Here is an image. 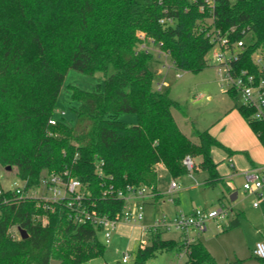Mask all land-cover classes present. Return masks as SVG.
Here are the masks:
<instances>
[{
  "label": "trees",
  "instance_id": "obj_1",
  "mask_svg": "<svg viewBox=\"0 0 264 264\" xmlns=\"http://www.w3.org/2000/svg\"><path fill=\"white\" fill-rule=\"evenodd\" d=\"M215 31L230 43L243 40L235 69L257 73L264 0H0V165L15 167L26 182L21 192L0 183V264H80L104 251L98 228L76 221L66 201L45 206L26 195L44 172L81 180L88 192L82 204L111 218L124 205L119 190L143 186L151 194L144 203L152 202L160 195L157 168L175 180L188 171V156L199 157L205 183L230 189L211 155L218 140L208 129L182 131L173 110L186 118L185 108L155 84L158 53L150 48L169 55L177 69L197 72L208 65ZM68 68L104 73L103 91L71 86L80 103L74 126L64 114L54 116ZM239 109L264 144V122ZM121 112L135 113L136 123L120 120ZM239 223L234 217L224 229ZM12 227L27 236H13ZM164 232L145 233L148 244L140 245L134 264L162 250H185L180 264L214 263L201 241Z\"/></svg>",
  "mask_w": 264,
  "mask_h": 264
},
{
  "label": "rangeland",
  "instance_id": "obj_2",
  "mask_svg": "<svg viewBox=\"0 0 264 264\" xmlns=\"http://www.w3.org/2000/svg\"><path fill=\"white\" fill-rule=\"evenodd\" d=\"M156 52V46H150ZM214 45L207 53L208 65L192 72L182 71L173 65L169 55H160L154 64L155 84L162 82L161 89L179 101L185 108L187 117L183 118L178 110H173L174 117L186 135L195 127L208 129L218 140L211 148V155L217 162V172L230 186L223 183H205L206 173L197 169L199 157H190L193 170L175 178L178 187L170 191V182L174 179L163 167L157 168V189L160 195L152 202L143 204V219L135 226L120 222L111 236V243L106 244L102 255L80 264H134L141 241L148 244L146 234L141 236L140 224L151 225L154 217H172L177 212H189L193 209H211L225 206L229 210L228 218L208 220L205 231L189 230L193 241H201L213 257V264H259L253 254L255 244L264 240V198L254 207L256 200L253 193L243 188L244 172L264 166V144L253 132L242 115L240 94H230L222 80L223 72L215 63ZM111 68L108 70V73ZM104 73L95 71L87 73L68 68L56 102L54 116L74 126L77 120L79 101L71 98V86L86 91H103ZM118 118L128 123H136L137 117L132 112H121ZM192 140L196 138L192 136ZM254 166V167H253ZM197 169V170H196ZM0 183L2 188H14L22 185V180L15 167L7 169L0 165ZM40 190L37 191V193ZM236 192L234 200L230 199ZM238 217L236 227L224 229L227 222ZM218 225V226H217ZM15 227L11 228L15 232ZM181 231L171 228L163 237L180 239ZM101 238V236H100ZM128 252L130 259L122 262L123 252ZM185 256L179 257L175 252L157 251L147 257L141 264H180ZM50 264H58L51 260ZM200 264H209L202 262ZM264 264V261H263Z\"/></svg>",
  "mask_w": 264,
  "mask_h": 264
},
{
  "label": "built area",
  "instance_id": "obj_3",
  "mask_svg": "<svg viewBox=\"0 0 264 264\" xmlns=\"http://www.w3.org/2000/svg\"><path fill=\"white\" fill-rule=\"evenodd\" d=\"M163 22V19L160 20ZM142 36V34H141ZM211 42L218 46V50L214 52L215 63L219 66V72H223L222 80L226 83L227 89L235 90L242 97V106L251 109L249 118L254 121L264 122V60L259 53L253 56V62L257 65V73H252L248 69L236 70L234 64L239 60L240 51L245 49L243 40H237L232 43L228 42L224 36L219 34V31L212 32ZM142 47H146L144 44ZM151 48V47H150ZM158 56L167 54L159 48L156 49ZM162 82L157 83V87L161 88ZM60 114H64L63 111ZM51 124L55 123V119L49 120ZM184 163L188 170L192 172L193 161L186 157ZM245 181L243 188L253 193L256 200L252 203L254 207L258 206L259 202L264 198V166L254 168L244 172ZM175 180L170 182V191L178 187ZM26 182L22 181V185L15 186L17 192L24 190ZM85 184L77 179L57 173L44 172L39 177L36 186L29 188L26 191L27 196L38 198L43 205L48 206L52 203L66 201L67 206L72 209L71 216L76 221H89L95 225L100 233L101 240L108 244L110 243L113 231L120 222L126 224H136L143 219V204L145 198L151 196L145 187L133 189L127 186V192L121 190L117 195L124 199L122 210L114 218L98 213L95 210H88L82 200L87 195ZM40 190L38 193L37 191ZM229 210L225 206L211 209H193L189 212H177L172 217L156 216L151 225H141L143 234L146 232H156L158 230L177 229L181 232L188 230L205 231L208 220H220L228 218ZM218 226V225H217ZM13 236L20 237L17 230L13 232ZM186 242L188 240L184 239ZM145 242L141 241V245ZM253 254L260 259H264V240H260L255 244ZM179 257L185 256V250L177 253ZM130 255L128 252H123L122 262H128Z\"/></svg>",
  "mask_w": 264,
  "mask_h": 264
},
{
  "label": "crops",
  "instance_id": "obj_4",
  "mask_svg": "<svg viewBox=\"0 0 264 264\" xmlns=\"http://www.w3.org/2000/svg\"><path fill=\"white\" fill-rule=\"evenodd\" d=\"M159 167H161V165L159 166ZM158 167V168H159ZM254 167V166H253ZM233 194V193H232ZM229 222V221H228ZM119 225V224H118ZM118 225H117V227H118ZM141 225L142 224H140L139 225V227H140V229H141ZM132 226H135V224H132ZM117 227H116V229L115 230H117ZM114 232V231H113ZM165 233V232H164ZM163 233V234H164ZM113 234V233H112ZM163 234H162V236H163ZM143 235V232H142V229H141V236ZM165 238V237H164ZM180 239H186V240H188L189 242H192L193 241V236L191 235V233L189 232V230L187 231V232H182V235L180 236ZM110 243H111V240H110ZM109 243V244H110ZM125 263H127V262H125Z\"/></svg>",
  "mask_w": 264,
  "mask_h": 264
},
{
  "label": "water",
  "instance_id": "obj_5",
  "mask_svg": "<svg viewBox=\"0 0 264 264\" xmlns=\"http://www.w3.org/2000/svg\"><path fill=\"white\" fill-rule=\"evenodd\" d=\"M6 168L7 169H10V166H7ZM235 197H236V192H234L233 194H231L230 199L231 200H234ZM19 233H20L21 238H24V237L27 236V233H26V231L24 229H19Z\"/></svg>",
  "mask_w": 264,
  "mask_h": 264
}]
</instances>
